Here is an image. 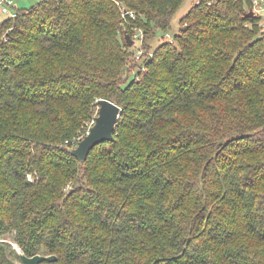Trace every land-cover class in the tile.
<instances>
[{"label":"trees","instance_id":"trees-1","mask_svg":"<svg viewBox=\"0 0 264 264\" xmlns=\"http://www.w3.org/2000/svg\"><path fill=\"white\" fill-rule=\"evenodd\" d=\"M185 1L0 11V264H264V24L200 0L152 49ZM99 100L114 141L80 163Z\"/></svg>","mask_w":264,"mask_h":264},{"label":"water","instance_id":"water-1","mask_svg":"<svg viewBox=\"0 0 264 264\" xmlns=\"http://www.w3.org/2000/svg\"><path fill=\"white\" fill-rule=\"evenodd\" d=\"M247 17L253 18L254 13L250 12ZM129 46L132 47L134 42L127 35ZM98 115L94 125L89 129L88 134L70 151V155L76 158L80 163H85L90 152L99 144L104 142H113L115 128L121 114V108L108 100H99ZM17 249V248H16ZM21 259L25 264H41L42 262H56V256L36 255L27 257L20 253Z\"/></svg>","mask_w":264,"mask_h":264},{"label":"rangeland","instance_id":"rangeland-1","mask_svg":"<svg viewBox=\"0 0 264 264\" xmlns=\"http://www.w3.org/2000/svg\"><path fill=\"white\" fill-rule=\"evenodd\" d=\"M44 0H7L6 4L9 6V8L11 10H13L14 8L17 9H21V10H28L33 8L34 6H36L38 3L43 2ZM198 0H186L184 5L180 8V10L177 12V14L175 15L174 19H173V26L172 29L169 30L168 32H161L158 31L156 33V36L153 40L150 41V45L152 47V49H155L156 47H158L161 43L164 42H168L167 39L165 38L166 35H171L172 37H174L175 35L179 34V31L181 30V24H180V20L187 15V13L190 11V9L193 7V5L197 2ZM200 1V0H199ZM2 17H8L7 15H1ZM264 24V18H262V23ZM134 35L136 36V38H134ZM138 37V38H137ZM134 42L133 46L134 47V51L136 53V55L138 54V49L140 48V46H142V42L144 41V34L140 31H135L133 34V37L131 38ZM139 65H141V62H138ZM134 77V74L131 75V78ZM5 241L12 243L13 244V236L11 235H7L4 237ZM15 248H17V250L19 252L20 249L14 245Z\"/></svg>","mask_w":264,"mask_h":264},{"label":"built area","instance_id":"built-area-1","mask_svg":"<svg viewBox=\"0 0 264 264\" xmlns=\"http://www.w3.org/2000/svg\"><path fill=\"white\" fill-rule=\"evenodd\" d=\"M7 0H0V11L2 14H6V15H10L12 18L16 17V12L11 10L9 8V6L6 4ZM200 1L198 0L196 2V4H199ZM251 12L254 13V16H258L260 18H264V0H252V10ZM127 14V13H126ZM129 16L131 18H135V15L133 12L129 13ZM141 32V31H140ZM134 38H136V36L134 35ZM138 38V37H137ZM165 38L169 41L173 40V37L171 35H166ZM143 45V42H142ZM135 47V46H134ZM142 46H140V48L138 49V54L135 58V61L139 62L141 61V56L143 54V50L141 49ZM95 121L92 122V126L94 125ZM88 134V133H87ZM84 137H81L78 139V141L80 142Z\"/></svg>","mask_w":264,"mask_h":264}]
</instances>
